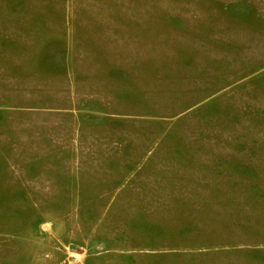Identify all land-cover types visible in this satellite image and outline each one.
Segmentation results:
<instances>
[{"label":"rangeland","instance_id":"374dc122","mask_svg":"<svg viewBox=\"0 0 264 264\" xmlns=\"http://www.w3.org/2000/svg\"><path fill=\"white\" fill-rule=\"evenodd\" d=\"M0 264H264V0H0Z\"/></svg>","mask_w":264,"mask_h":264}]
</instances>
